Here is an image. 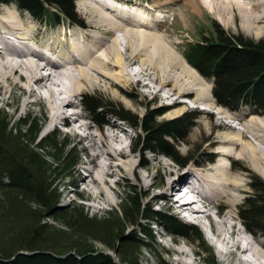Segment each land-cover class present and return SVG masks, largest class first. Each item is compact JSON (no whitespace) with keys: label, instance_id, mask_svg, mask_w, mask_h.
<instances>
[{"label":"trees","instance_id":"trees-1","mask_svg":"<svg viewBox=\"0 0 264 264\" xmlns=\"http://www.w3.org/2000/svg\"><path fill=\"white\" fill-rule=\"evenodd\" d=\"M74 1L0 3L15 5L43 23L63 17L82 23ZM212 26L207 35L183 45L185 61L211 82L216 105L232 111L245 107L252 114L264 115V38L254 41L228 33L218 24ZM81 99L100 126L105 117L115 115L138 128L135 151L143 158L142 167L148 166L146 153L165 155L179 165L200 164L192 153L181 155L174 143L188 136L197 112L163 121L157 119L161 110L138 116L98 95L84 94ZM41 127L38 117L26 115L15 121L0 110V264H140L139 252L151 251L150 242L155 243L152 226L156 223L196 242L203 264H219L196 225L153 209L132 186L124 191L117 210L100 216L89 215L81 204L60 207V191L74 177L80 157L67 135L53 130L39 137ZM212 160L207 158V162ZM249 186L251 191L237 205L236 214L249 232L264 235V180L253 176ZM44 212L50 213L56 225L44 221ZM96 243L105 252L96 251ZM106 251L115 252L118 260ZM156 259L158 264H170L161 252Z\"/></svg>","mask_w":264,"mask_h":264},{"label":"bare ground","instance_id":"bare-ground-1","mask_svg":"<svg viewBox=\"0 0 264 264\" xmlns=\"http://www.w3.org/2000/svg\"><path fill=\"white\" fill-rule=\"evenodd\" d=\"M201 2L204 8L225 27L229 25L226 16L234 7L240 12L242 26L246 31L251 32L256 28L260 31L255 24L264 20V12H258L259 8L257 10L255 8L264 5V0H260L256 4L242 0H201ZM85 3L82 8L84 13L94 16L99 25L108 28L107 36L112 37L108 39L91 36L90 30L86 28L84 22L77 23L63 19L59 25L48 24L45 27L35 22L28 13L19 10L15 5L11 6L16 9L9 6L6 9L0 8V40H6L5 46L0 42V90L7 92L13 87H19L27 94L36 93L34 86H39V89L43 90V96L40 94L39 97L54 104L51 108L50 120L56 123L63 117L62 124L65 125L64 122L69 124L70 132L78 133L82 137V141L89 143L88 150L94 153L89 160V165L92 167L90 182L96 188V198L111 202V198L107 195L111 188L109 178L117 174L116 172L124 170L126 173H132L134 169L132 158L121 160L125 156L123 138L128 134L123 127L115 124L109 125L108 132L100 128L99 134H95L94 126L84 121L86 115L75 107L76 103L73 98L86 89L99 88L112 91L115 97H119V94L123 93L122 84L127 85L133 82L134 77L140 78L138 83L142 81V78L149 77V75H145L144 69L130 72L129 68L135 66L131 59L137 55L136 49H134L136 45L139 50L146 40L155 38L149 34L150 31H146L156 29L158 22L162 19L159 14H157V18L142 16V12L131 14L129 9H124L127 5L121 0H90ZM146 9L152 12V8L147 4ZM134 10L139 11L140 9L138 10L136 5ZM64 22H68V24L61 28L60 26ZM36 23L42 29L44 27L52 29L56 34L43 35V30L40 27L35 29L34 24ZM5 32L12 35L13 42L9 41L10 35ZM113 33H120L122 37H113ZM29 42H32L29 45L33 49H30ZM181 72L182 75L176 79V83L178 85L181 83L183 87L177 95L173 94L176 90L175 87L172 92L166 93L164 99L169 101H164L160 110L178 105L181 102L180 97H187L194 93L197 87H205L203 78L201 77V79L193 68L191 70L185 64ZM170 85V78L167 82H161L156 95L160 91L168 89ZM209 87H205L203 90L208 94V97L201 96L199 100L207 103L213 102L214 98ZM213 104L220 107L216 105L215 100ZM29 105V103L25 104L26 107ZM220 108H218V114H223L224 110ZM227 116L224 118L232 119L231 115ZM235 118L238 121L237 124L242 120L240 116ZM249 118L247 124L241 125L242 128L239 126L240 133L238 135L230 134L221 140L218 146L239 150V156H242V159L246 158L250 167L264 176V142L262 141V139L264 140V120L257 119L258 116H249ZM226 126L229 124L226 123ZM236 127L238 129V126ZM246 132L250 133L253 142L246 144L243 142ZM122 135L125 136L122 137ZM231 155L230 152H219L217 158H222L226 162V160L233 159L234 155H232L233 157ZM194 171H197L196 175L183 174L168 182L169 191L178 190L179 192V183H184L189 188V196H194V198H190L191 205L182 203L187 202L188 199L181 201L182 205L176 201L177 211L184 209L189 214H194L195 219L200 222L201 219L214 220L213 214L217 211L219 221L214 220V223L217 235L220 237L218 239L221 244L219 252L223 256V260L228 264H264V241L258 239L255 234L252 238L253 243L244 241L245 239L241 237L242 231L230 222V218L224 215L225 209L222 203L228 204L232 199L236 200L237 196L233 195V192L241 187L231 169L222 162L210 169ZM195 182L197 183L194 184ZM149 188L150 186H147V189ZM158 198H163L169 206V195L156 194L154 199ZM195 198L197 201H194ZM169 207L172 208V206ZM182 216L184 217V215ZM181 252L188 256L185 251ZM232 257H235V260H232ZM244 257L249 259H244Z\"/></svg>","mask_w":264,"mask_h":264},{"label":"rangeland","instance_id":"rangeland-1","mask_svg":"<svg viewBox=\"0 0 264 264\" xmlns=\"http://www.w3.org/2000/svg\"><path fill=\"white\" fill-rule=\"evenodd\" d=\"M88 1L90 0H79L77 2L76 7L83 16L81 17L82 21L85 23V26H87L86 28L90 30L89 33L91 36H100L109 39V37L112 36H107L108 28L104 27L103 25H99L94 16L84 13V10L82 8L86 4L85 2ZM132 1L130 2V0H121L122 3H125V5L129 7L128 8L126 6V8L124 9H129V12L131 14L142 12V16L154 18L155 13H157L160 14V19H162L160 22H158L156 29L154 28L148 31L145 30L146 32L152 31L151 33L149 32V34L153 35L155 38L146 40V42L141 45L142 47L139 50H137L136 45L134 47L137 53V55H135L136 58L134 57L135 59H131L136 67L134 66L132 68H129V71L137 72L144 69L146 71L145 75H149V77L142 78V81L139 83L137 81L140 78L134 77L133 82L127 85L122 84V90L124 94L120 93L119 97H115L112 91H109L105 88H99L86 89L80 92L75 98H73V101L76 103L75 107H77L78 110L83 111L86 115V119L84 121L94 126L93 132L95 134H99L100 128L103 131L108 132L110 124H115L117 126L123 127L128 134L127 136L122 135V137L125 136L123 138L125 143V156H123L121 160L132 158L134 169L132 173H126L124 170H122V172H116L117 174L109 178L111 188H109L107 195L111 198V202H105L96 198V188L90 182V173L92 171V167L89 165V160L93 157L94 153L91 150H88L89 143L87 141H82V137L78 133L70 132L69 124H67L66 122H64L65 125L61 124L63 122V117L62 120L57 121L56 123H53L50 120L52 113L51 108L54 106V104L39 97L40 94L41 96H43V90L41 91L39 89V86H34L36 93L33 94H27L19 87H13L7 92H3L2 90H0V110H4L6 114L9 117L13 118V120L15 121L26 115L40 118L42 120V127L39 137L44 136L45 134L53 130H56L60 134V136L67 135L73 142L72 146L79 154L80 163L77 166L74 177L72 178V180L70 179V182H73L65 183L66 185L60 191V207H72L74 205L81 204L83 205L84 210L89 215L100 216L108 210H117L121 203L120 199L124 196V191L127 189V187L132 186L133 188H135L136 192L143 200V202L151 205L153 209L160 210L169 215H172L181 222L196 225L200 230L204 241L213 249L217 262L219 264H228V262H225L223 260V256L219 252L221 249V244L218 239L220 237L217 235L216 225L214 223L215 221H219L218 212H214L216 215L213 214L215 221L201 219L200 222L197 221L198 219H195L194 214H191V216L194 217V223L191 221L187 222V220H185V218H183V216L179 214V211H177L176 208L178 206H175L177 200L175 199V196L172 195L173 192L168 190L167 185L169 181L177 179V176L179 175L188 173L196 175L197 171L194 170L199 171L210 169L222 162L225 163V165L229 169H231L232 174L236 176L235 178H237V183H239L241 187L236 189V192H233V195L237 196L236 200L232 199L231 202H228V204L222 203L225 209L224 215L230 218V222L235 225L240 231H242L241 237L245 239L244 241L253 243L251 241V238H253V236L255 235L256 237H258V239L264 241L263 234L258 232L251 234V232L249 233V231L244 228L239 219L236 218L235 220L238 221H233L235 217L233 214H236L237 205H239L242 202L243 198L251 191L249 186L251 178L253 176H257L264 180V176H261L258 172L254 171L248 164L246 158L242 159V156H239V150L235 151V148H224L218 146L220 141L225 139V137H228L230 134L238 135L240 133L239 126L242 128L241 125L247 124V120L252 118H249V116L252 115H250V113L247 114V110H242L243 112L237 113L233 112V114L231 112L228 113L224 110L223 114H218V108L220 107H217L215 106V104H213L214 100L211 103L199 100L201 96L208 97V94L206 92L204 93L203 90L205 89V87L210 86L209 88H211V83L209 81H206L202 76H199L200 74L193 68L198 76L200 78H203L201 79L205 82V87H197L195 88L194 93L188 95L187 97H180L179 99L181 102L178 105L174 107L168 106L167 109H162L163 111H160L161 114L157 117V119L165 121L181 116L185 112L198 113L196 119L194 120V126L190 130L185 140L175 141L174 143L181 155H190L192 153L191 156H194L195 160H197V162H199L200 164L197 165L191 163L188 165H179L165 155L146 153L144 157L147 159L148 166L142 167L141 163L143 158L138 151H135V141L139 134L138 128H135L128 121L122 120L118 117L116 118L115 115L105 117L104 119L106 120V122L104 124H101L100 126L96 122V120L92 118L90 113L85 109L82 104L81 98L84 94L98 95L102 97V99H104L106 102H110L116 107H121L125 110L132 111L138 116H142L148 110L159 111L164 105V101H169L164 99V95H166V93L172 92V89L174 87L176 90L173 94L177 95L181 87H183L181 83L179 85L176 83V79L180 78V76L182 75V67H184L185 64L188 65L182 55L183 45L187 41L198 40L202 35H207L212 30L213 24H218L228 33L242 34L243 36L256 41L264 38V20L258 21L257 24H255V26L258 27L260 31H258V29L256 28L253 31L249 32L243 28L239 15L240 12L234 7L231 8V11L226 16L227 21L229 20V23H227L229 25H226L227 27H225L221 23H219L218 20H216L207 9L204 8L201 0ZM242 1L256 4L260 0ZM146 4L150 8H152V12L146 9ZM136 5L138 10L140 9L139 11L134 10V8H136ZM7 6L11 7L12 9H16L14 6L4 5L0 3L1 9H6ZM256 7V10L259 8V10H257L258 12H264V5H261V7ZM61 22H63V19H61L59 23ZM37 23L34 24L35 29L40 27L38 25L40 23ZM65 24H68V22L62 23L60 27L62 28ZM45 27L44 29L40 27L41 30H43V35L56 34L55 31H52V29H46ZM113 37L121 38L122 35L120 33H113ZM131 61L129 62L131 63ZM179 65L181 68L179 67ZM188 67L190 66L188 65ZM190 69L192 70L191 67ZM168 78H170L171 82L170 87H168V89L166 88L164 91H160L158 95H156V91L159 90L161 82H167ZM26 103H29L30 105L26 107ZM64 111L66 112V110ZM227 115H231L232 119L224 118L228 117ZM236 116H240V119H242V123L240 122L239 124H237L238 121L235 120ZM263 116L264 115L258 117L257 119L264 120ZM226 123H228L229 126H226ZM233 126H238V129ZM75 127H77V125H75ZM249 134V132H246L244 135L243 142L245 144L247 142H253L251 140V135ZM262 141L264 142L263 139ZM98 142L100 141L98 140ZM196 151L198 152V154H196ZM219 152H230L232 155H234V157L231 155L233 159H230L229 161L226 160L225 162L222 158H217ZM210 156L211 158H213V160L212 162H207V158H210ZM196 183L197 182H195L194 184ZM179 184H181V186H185L182 183ZM242 184L244 187L242 186ZM147 186H150V188L147 189ZM180 191L181 189H179V192ZM156 194L169 195V206H172V208L168 206V202L163 198H158L155 200L154 196ZM191 197L194 198L193 195H191ZM190 201L192 200L189 198L187 202L182 203L185 205H188L187 203H189L191 205ZM194 201H197L196 198ZM179 204L182 205L181 203ZM196 208L198 209L197 206ZM44 215V221L56 225V223L51 220L49 212H44ZM129 230H131V228ZM152 232L154 235L155 245L150 242L151 251L146 249L139 252L140 264H158L156 255L160 254V252L162 253L163 258H165L170 264H203V259L199 254V248L197 247L196 242L189 241L181 236L173 234L171 231L166 230L162 223L154 224L152 226ZM94 249L96 251L102 250L104 252L106 250L102 244H97L96 246H94ZM181 251H185L186 253H188V256L183 255ZM106 252L113 258H115V261L118 260L115 252ZM246 258L248 257H244V259ZM231 259L235 260V257H232Z\"/></svg>","mask_w":264,"mask_h":264}]
</instances>
